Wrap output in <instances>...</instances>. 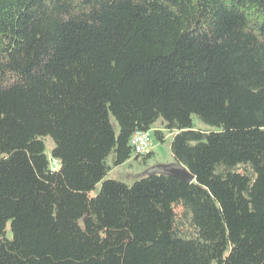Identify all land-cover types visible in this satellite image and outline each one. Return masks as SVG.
<instances>
[{
	"label": "trees",
	"instance_id": "1",
	"mask_svg": "<svg viewBox=\"0 0 264 264\" xmlns=\"http://www.w3.org/2000/svg\"><path fill=\"white\" fill-rule=\"evenodd\" d=\"M0 264H264V0H0Z\"/></svg>",
	"mask_w": 264,
	"mask_h": 264
},
{
	"label": "rangeland",
	"instance_id": "2",
	"mask_svg": "<svg viewBox=\"0 0 264 264\" xmlns=\"http://www.w3.org/2000/svg\"><path fill=\"white\" fill-rule=\"evenodd\" d=\"M114 129L116 132H118L119 127L118 123L115 119L112 120ZM193 123L195 128L197 129H204V130H214L213 128L203 124L196 116H193ZM156 130H162L164 136H169L165 142H160L156 139L155 133L153 131V140L155 143V148L154 151L156 153V157L160 160L158 163H168L172 159V152H171V142H172V135L170 132L164 130L162 127V121L160 120L155 127ZM171 135V136H170ZM45 144H46V154L50 155L52 149L55 147V143L52 140V138L47 137L45 139ZM109 165H112V156L108 160ZM135 171H133L131 168L128 166H123V167H116L113 168L112 171L110 172L109 179L117 180V181H123V182H133L135 180H140L144 177H147L152 174L159 173V168L157 166V162L153 156L151 158H148L144 160L142 158L141 165L135 164ZM101 188V184L97 185L96 190L92 193V196H95L98 191Z\"/></svg>",
	"mask_w": 264,
	"mask_h": 264
},
{
	"label": "built area",
	"instance_id": "3",
	"mask_svg": "<svg viewBox=\"0 0 264 264\" xmlns=\"http://www.w3.org/2000/svg\"><path fill=\"white\" fill-rule=\"evenodd\" d=\"M153 131L136 132L130 140V145L133 149L135 157L144 158L154 153L155 143L153 140ZM52 170L60 168L58 160L51 159Z\"/></svg>",
	"mask_w": 264,
	"mask_h": 264
},
{
	"label": "crops",
	"instance_id": "4",
	"mask_svg": "<svg viewBox=\"0 0 264 264\" xmlns=\"http://www.w3.org/2000/svg\"><path fill=\"white\" fill-rule=\"evenodd\" d=\"M155 127V126H154ZM163 127V125H162ZM153 130H156V128H153ZM172 135V134H171ZM170 135V136H171ZM169 136H165V141L166 139L168 138ZM173 138V136H171ZM164 141V142H165ZM153 158H155L156 162H157V166L159 168V173H156V174H169V170L171 169H181V168H184L182 165L178 164L175 160H174V157L172 155V160L169 161L168 163L164 164V163H158L160 162V160L158 159V157H156V153L154 151L153 153ZM141 161H142V158H136L135 156H133L128 162H126L124 165L120 166V167H123V166H128L129 168H131L133 171H135V164H139L141 165ZM185 169V168H184ZM110 174L108 175V178H109ZM137 181V180H135ZM133 181V182H135ZM123 182V181H122ZM133 182H127V184H132ZM126 183V182H125Z\"/></svg>",
	"mask_w": 264,
	"mask_h": 264
},
{
	"label": "water",
	"instance_id": "5",
	"mask_svg": "<svg viewBox=\"0 0 264 264\" xmlns=\"http://www.w3.org/2000/svg\"><path fill=\"white\" fill-rule=\"evenodd\" d=\"M169 174L174 175L180 179L186 180L188 182H193L195 180V177L184 168L181 169H171L169 170Z\"/></svg>",
	"mask_w": 264,
	"mask_h": 264
}]
</instances>
